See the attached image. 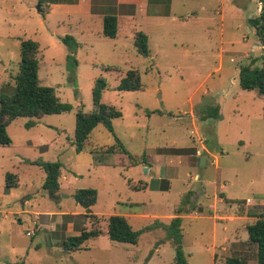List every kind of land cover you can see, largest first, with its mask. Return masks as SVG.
<instances>
[{"label":"rangeland","instance_id":"1","mask_svg":"<svg viewBox=\"0 0 264 264\" xmlns=\"http://www.w3.org/2000/svg\"><path fill=\"white\" fill-rule=\"evenodd\" d=\"M178 1L162 8L161 22L133 20L125 27L128 36L109 39L101 35V21L85 13L84 0H0V93L11 92L20 41L31 40L38 45L39 85L53 88L58 102L69 107L39 119L16 118L5 129L10 144L0 146V264H173L172 240L149 216L166 215L180 204L188 210L180 222L186 264H227V259L257 264L245 226L264 215V97L241 90L237 73L241 66L260 68L264 62V0H202L205 9H192L191 16ZM260 12L262 38L251 24ZM134 32L146 36L147 57L136 53ZM65 35L78 44L72 53L60 41ZM128 70L137 71L140 89L116 91ZM97 78L105 84L100 103L113 106L120 117L111 121L113 136L96 125L87 148L109 147L116 138L134 160L154 166L146 181L137 165L123 167L126 157H112V166H92L87 149L74 151V114L92 112ZM215 107L217 118L207 117ZM27 123L32 125L25 127ZM195 134L206 138L198 140L206 148L205 164L189 152L179 160L170 154L154 159L152 149L169 153L168 148L191 147ZM51 162L60 164L56 202L42 190L39 163ZM172 165L183 183L173 179L159 189L155 174ZM6 173L15 176V186L5 185ZM195 173L201 174L198 180ZM143 181L149 189L126 186ZM79 189L95 190L88 212L97 219L74 217L75 232L93 225L104 232L108 216L131 214L137 217L125 219L132 230L147 227L136 244L112 242L102 234L88 241L85 250L67 252L61 241L70 233L65 231L68 218L38 216L33 223L34 212L85 214L72 198ZM220 193L232 203L220 202L213 211V196ZM201 205L207 208L204 218L197 219L193 210ZM211 214L250 219L230 233L229 223L213 220ZM221 247H228L227 252Z\"/></svg>","mask_w":264,"mask_h":264},{"label":"trees","instance_id":"2","mask_svg":"<svg viewBox=\"0 0 264 264\" xmlns=\"http://www.w3.org/2000/svg\"><path fill=\"white\" fill-rule=\"evenodd\" d=\"M41 0H39L40 3ZM256 29V34L262 38V13L260 12L257 19L251 22ZM116 34V18L112 15H104L101 20V35L103 37L113 39ZM133 47L136 53L142 57L148 56L147 38L141 32H134L132 35ZM60 41L72 53L78 46L71 36H63ZM38 45L31 40H23L19 43V63L18 71L12 77L13 86L11 92L0 93V146H8L10 140L6 134L7 125L16 118L39 119L42 116L57 115L69 110L66 105L60 104L54 96L53 88L41 86L37 79V56ZM74 64L75 61L73 60ZM108 70V68H105ZM238 87L241 90H254L257 95L264 97V62L260 68H253L250 65L239 67L237 73ZM104 80L102 78L95 79L91 89V102L93 110L89 114L77 111L74 114L73 129V147L76 153H80L85 149L91 158L92 166H112V157H126L123 167L133 166L135 161L121 143L114 138V144L103 148H87L92 130L96 125H101L106 132L113 136L111 121L120 117V112L113 106H107L100 103L101 93L104 90ZM140 89V81L137 71L128 70L119 80L115 87L116 91H138ZM217 107L209 111L207 117L217 118ZM31 123L25 124V127L31 126ZM189 149L173 150L175 154L188 153ZM43 173L44 180L42 190L48 199L56 202L58 200V178L60 164L58 162L39 163ZM15 176L6 173L4 175L5 185H16ZM142 186L135 185L132 190L142 189ZM72 198L79 207L86 213L89 208L95 204L96 192L93 189H79L74 191ZM179 206L175 210L176 216L168 221L167 224L155 222L154 225L161 227L165 231L168 239L172 240L174 245L173 264H186L184 255L181 250V229L179 214L182 212ZM96 220V216L84 215ZM93 225V222L91 223ZM144 229L134 231L128 225L126 219L122 216L111 215L106 219V229L101 232L96 226H92L89 230L82 228L75 236H68L62 239L61 246L64 251L76 252L86 249L88 241L104 234L109 241L135 245L138 235ZM246 241L255 246V261L257 264H264V215L256 216L252 224L245 226ZM227 264H239L235 259H227Z\"/></svg>","mask_w":264,"mask_h":264},{"label":"crops","instance_id":"3","mask_svg":"<svg viewBox=\"0 0 264 264\" xmlns=\"http://www.w3.org/2000/svg\"><path fill=\"white\" fill-rule=\"evenodd\" d=\"M84 1H86V6H85V10L84 11H85V13L88 16H91L92 18L96 17L97 19H99L101 21L102 17L104 15H112V16H114L116 18V34L115 35L119 36V35L122 34L123 36H128L131 31L128 28H127V31H126L125 27H129L127 25H129V24L131 25L133 20H137L138 22L147 21V20L151 21L152 20V21H155L156 23H159V22L162 21V19H165L162 16V14H159V13H163L164 9H162V8L164 6L167 7L168 3H169V6H170V3H171L172 0H84ZM178 4L183 6V8L186 7V8H184V11L188 12V14H189L188 16H191L193 12L195 13V11H193L192 9L196 10V8H197L200 11H203L205 9L202 0H179ZM187 4H188L189 8H191L190 10L187 9ZM220 4H221V1H220ZM222 4H223V2H222ZM100 11H102V13H100ZM148 11H151L152 14H149ZM172 19H173V17H172ZM131 35H133V34L131 33ZM192 110L193 109H191V111ZM190 117H191L190 125L193 127L194 121H192V119H194V117H193L192 113L190 114ZM190 133H195V132L194 131L193 132L190 131ZM203 135L202 136L196 135L195 136L196 138L193 140L194 142L193 141L191 142V140L189 138V141L192 144L191 147L168 148V149H170L169 153H167L165 151L166 148L165 149L164 148H161V149L160 148H154V149H152L151 152L153 153L154 159H157V161H159V159H161L163 154L165 156H166V154L174 155L179 160L181 155H185L187 153L180 155V154L172 153L171 152L172 150L189 149L190 151H189L188 155H192V156L196 157L194 152L197 149H200L199 152H201L202 155L201 156H197L196 158H198V160H200V158H203L204 159V164H205V157H203V155H204V153H207L206 152V148H204V146L201 144V142L198 141V140H200L201 137H203V139L206 141V138ZM134 161H135L134 165H137L139 167V169H143V168L146 169V172L144 173L143 180H145L146 177L149 174H154V172H153L154 166L151 163H148V160L143 162L142 160L135 159ZM127 167H132V166H127ZM127 167H125V168H127ZM176 170H177V168H176L175 165H172L170 167H165L162 170L160 168L158 170V173H156L155 175H156V180H158V182H160L159 183V189L165 188L166 182H171L173 179H175L176 181H179L180 183H183L182 182L183 179L178 177V171L176 172ZM187 174L185 173L184 175L186 176ZM200 175L201 174H196V173L193 174V179H197L198 180V177ZM190 178H191V176H190ZM138 184H139V186L143 187L142 189H139V190H147V189H149L148 188V183H145L144 181L142 183H138ZM126 186L128 187L129 190H132L131 187H133L135 185L134 184H130L129 182H127ZM219 187L224 189L223 185H219ZM139 190H137V191H139ZM220 202H223L224 204L232 203L230 200L225 199L222 196L221 193L220 194H215L213 196V203H212V207H211L213 209V211L216 208V205L218 203H220ZM249 204H251L250 200H249V203L247 205H249ZM22 205L23 206L27 205V202L24 201L22 203ZM180 206H181V204H180ZM177 208L172 209L166 215L153 214V215H150L149 217H151L152 219L155 220V222L157 221L158 223H162V222H160V220H162V219H165V220L169 221L174 216H176L175 210ZM205 208H207L206 205H201L198 208L194 209L193 211L196 212V215L194 214L193 217H195L197 219H203L204 218L203 209H205ZM21 212L22 213H26L27 211L22 210ZM187 212H188V210L185 207H182V212L178 215L179 218H180V222L183 219L188 218ZM87 213L88 214H84V213H79L78 211H76V212L68 214L66 212L56 211V212H47L46 214H36V212H34L33 223H37L38 216H51V217L55 216L57 218H59V217L61 218L63 216V217L68 218L67 223H66L65 231H68V229L70 230L69 234H65L66 237L75 236L78 233L73 230V222L71 221V219H75L74 217H79V216H84V215H93L90 212H87ZM120 215H122L126 219L128 217H130V218L137 217V216L131 215V214H128V215L127 214H120ZM93 216H95V215H93ZM86 217H88V216H86ZM138 217H141V216H138ZM210 218L213 219V220L221 221L224 224L229 223V226H227V229L229 228V232L231 233L232 228H234L237 224L243 223L244 220L247 219L248 217L236 216V215L235 216H217L215 214H211ZM248 219H250V218H248ZM83 228H85V227H83ZM223 228L226 229V227H223ZM232 243H233V241H231L228 244V246L231 245ZM227 248L228 247H225V248L221 247L220 250L227 252L226 251ZM213 260H214V255H213Z\"/></svg>","mask_w":264,"mask_h":264},{"label":"water","instance_id":"4","mask_svg":"<svg viewBox=\"0 0 264 264\" xmlns=\"http://www.w3.org/2000/svg\"><path fill=\"white\" fill-rule=\"evenodd\" d=\"M36 9L38 10V6H36ZM199 164H200V165H203V164H204V159H203V158H200V160H199ZM142 172L145 173V172H146V169L143 168V169H142Z\"/></svg>","mask_w":264,"mask_h":264},{"label":"built area","instance_id":"5","mask_svg":"<svg viewBox=\"0 0 264 264\" xmlns=\"http://www.w3.org/2000/svg\"><path fill=\"white\" fill-rule=\"evenodd\" d=\"M200 153H201V152H199V151H196V152H195L196 156H200ZM244 202H245L246 204H248V203H249V199H246ZM26 235H27V236H30V233H26Z\"/></svg>","mask_w":264,"mask_h":264}]
</instances>
